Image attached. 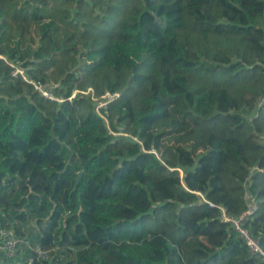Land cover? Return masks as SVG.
<instances>
[{"label": "trees", "instance_id": "16d2710c", "mask_svg": "<svg viewBox=\"0 0 264 264\" xmlns=\"http://www.w3.org/2000/svg\"><path fill=\"white\" fill-rule=\"evenodd\" d=\"M246 194L264 0H0V264H260Z\"/></svg>", "mask_w": 264, "mask_h": 264}, {"label": "built area", "instance_id": "2783aa9c", "mask_svg": "<svg viewBox=\"0 0 264 264\" xmlns=\"http://www.w3.org/2000/svg\"><path fill=\"white\" fill-rule=\"evenodd\" d=\"M22 73L21 69H15L13 74ZM37 88H40L36 85ZM43 96H49L48 92L42 91ZM111 97V96H108ZM262 104V100L259 101L258 105ZM246 208L238 215H229L227 212L220 207V218L229 223L231 227L238 234V237L243 241L244 245L248 253L260 264H264V249L259 243V240L252 234V232L246 227L245 223L249 219L250 215L256 209V203L249 194H246ZM211 203H209L210 205ZM2 236L5 238L4 248L8 255L14 254L16 239L12 236V234L8 233L6 237V233L2 232ZM39 256L43 255V252L39 249L37 250Z\"/></svg>", "mask_w": 264, "mask_h": 264}, {"label": "water", "instance_id": "95a60500", "mask_svg": "<svg viewBox=\"0 0 264 264\" xmlns=\"http://www.w3.org/2000/svg\"><path fill=\"white\" fill-rule=\"evenodd\" d=\"M81 176V172L79 173V177Z\"/></svg>", "mask_w": 264, "mask_h": 264}]
</instances>
